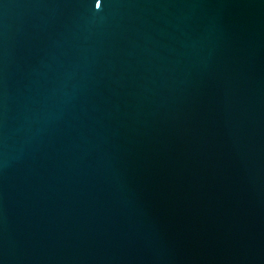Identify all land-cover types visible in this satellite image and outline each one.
<instances>
[{"label": "water", "instance_id": "obj_1", "mask_svg": "<svg viewBox=\"0 0 264 264\" xmlns=\"http://www.w3.org/2000/svg\"><path fill=\"white\" fill-rule=\"evenodd\" d=\"M0 0V264H264V0Z\"/></svg>", "mask_w": 264, "mask_h": 264}, {"label": "snow or ice", "instance_id": "obj_2", "mask_svg": "<svg viewBox=\"0 0 264 264\" xmlns=\"http://www.w3.org/2000/svg\"><path fill=\"white\" fill-rule=\"evenodd\" d=\"M96 7L99 8L100 4L98 3V0H96Z\"/></svg>", "mask_w": 264, "mask_h": 264}]
</instances>
